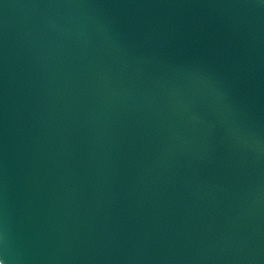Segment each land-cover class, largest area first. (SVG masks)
<instances>
[{"label":"water","instance_id":"95a60500","mask_svg":"<svg viewBox=\"0 0 264 264\" xmlns=\"http://www.w3.org/2000/svg\"><path fill=\"white\" fill-rule=\"evenodd\" d=\"M5 264H264V0H0Z\"/></svg>","mask_w":264,"mask_h":264},{"label":"snow or ice","instance_id":"6c2138e0","mask_svg":"<svg viewBox=\"0 0 264 264\" xmlns=\"http://www.w3.org/2000/svg\"><path fill=\"white\" fill-rule=\"evenodd\" d=\"M0 264H5L3 259H0Z\"/></svg>","mask_w":264,"mask_h":264}]
</instances>
